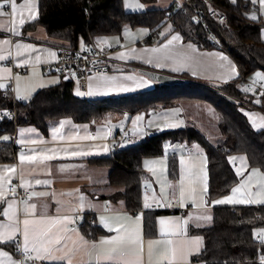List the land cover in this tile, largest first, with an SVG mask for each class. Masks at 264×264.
Wrapping results in <instances>:
<instances>
[{
	"label": "crops",
	"instance_id": "1",
	"mask_svg": "<svg viewBox=\"0 0 264 264\" xmlns=\"http://www.w3.org/2000/svg\"><path fill=\"white\" fill-rule=\"evenodd\" d=\"M173 1L155 0L149 8L147 4H142V8L134 10L126 8V10L133 13L147 9L162 10L170 7ZM3 2L4 0H0V3ZM29 3L35 5L32 14L37 18L39 0H29ZM16 4L18 14L15 16L10 6L0 9V12L4 13L0 15V56L6 57L0 60V85H4L1 90L10 88L15 99L24 102L40 89L57 85L64 80L63 75L55 72L54 69H46L47 65L56 62L59 58L60 46L63 42L50 37L46 28L41 25L34 29L25 28L24 26L33 20L28 19L27 7L20 9V6L25 4V0H16ZM247 13L249 17L255 15L260 20L261 38L264 41V5H260L257 0ZM21 18L25 21L23 25L19 23ZM162 26L157 32L161 38L158 39L157 35H154L155 39L152 42L146 41L154 33L149 27L130 25H125L123 34L119 36L99 37L100 44H97V40L94 39V43L100 49L116 45H121L122 48L110 54L108 74H88L85 90H82L78 81V84L74 83L75 94L87 99L137 95L164 83L150 76L147 72L149 70L171 75L186 73L197 80L217 85L227 83L239 75V67L227 50L209 47L192 39L187 40L173 28L166 33H161ZM13 28L16 31H12ZM174 36L178 39L173 40ZM169 41L172 43L169 44ZM83 46L84 44L80 48ZM153 49H159V51H153ZM52 53H55V56L51 55ZM255 74L258 78L256 80H263L262 76L258 77L256 72ZM119 86L129 90L120 91ZM21 96H26L27 99H20ZM190 105H200L199 109L204 110V117L215 122L218 127V115L211 104L205 101H183L176 106L151 111L150 115L141 111L138 117L142 119L139 120L138 117L133 119L137 115L129 112L116 113L98 122H77L71 117H63L50 123L47 133L34 125L18 126L12 137L9 133H4L2 139L4 137L12 139L13 145L17 148L13 160L0 162V192L4 193L0 197V235H7L13 227L17 228L18 231L11 242H14L20 251L0 247V253L7 254L0 255V264H21V262L68 264V259L71 260V264H96L95 257L114 246L102 244L101 241L115 237H125L126 240L130 238L136 241L133 244L125 243L120 247L123 259L129 264H141V262L142 264H205L203 261L193 260V256L201 252L203 240L191 229L204 227L193 220V215L198 214L193 212L212 211L213 207L217 206L264 204L256 202L264 200V195H258L261 190L258 191L256 183L247 178L250 170L255 167L249 166L245 154L229 155V161L239 177V182L227 195L213 199V203L212 200L205 202L207 198L205 188L208 190L209 176L207 157L201 150L199 152L194 149L184 150L181 154L171 150L170 153L177 155L179 160V176L175 181L168 176V156H160V160L144 158L143 164L146 167L147 177L152 176L148 173L149 170L154 171L157 184L155 183L154 189L147 185L145 188L143 186V192L147 190L148 193H143L142 208L135 212L126 210L122 200L113 201L108 198L118 189L108 183L110 169L90 161V158L110 156L114 152L112 140L121 131H129L135 141H140L159 131L186 127L190 124L191 117L199 121L195 113L186 114L187 106ZM202 105H206L207 109L201 107ZM241 110L255 129H264V98L253 97L252 101L247 102ZM21 156L30 159L22 161ZM231 157L246 159L233 161ZM151 161L158 164V170L153 168L154 164ZM237 169L243 174H238ZM159 178L164 179V182ZM37 181L41 183L37 184ZM44 181L48 183H43ZM12 183L29 194L18 198L8 190V186ZM242 185L241 193L234 195L233 189ZM164 188L174 189L175 198L172 201L159 198ZM182 189L183 196H181ZM33 193L47 195H33ZM254 193L257 194L256 197ZM228 197L253 202L215 203ZM155 202L166 206L169 204L174 209L170 207L157 210L168 212L157 215L156 232L153 235H147L144 226L145 213L157 209L158 205ZM9 203L13 205L11 209L8 208ZM32 205H35L34 209ZM146 205L149 206L146 207ZM5 211L9 213L8 216L3 214ZM89 216L93 218L94 224L101 231L95 237L87 235L81 227L82 222H85ZM65 217L69 219L65 220ZM102 217L105 218L104 221L101 220ZM24 220L34 222L29 225L27 253L22 251ZM57 220L59 223L53 224V221ZM162 220L165 221L163 225ZM121 225L123 226L121 231L113 230ZM48 228H51L49 237L52 243H47L49 237H46L43 241L36 243L35 247L40 248L41 244H44L55 256H66L67 259H31L37 256V252L33 250L34 237ZM57 239H60L58 244L55 243ZM168 241L172 243L169 244ZM197 248L199 251H196ZM173 249L176 250L178 257L175 261L171 259ZM150 251L151 259H149ZM181 255H186L187 258L180 259ZM165 256L168 260L164 259ZM101 264H113V262L101 261Z\"/></svg>",
	"mask_w": 264,
	"mask_h": 264
},
{
	"label": "trees",
	"instance_id": "2",
	"mask_svg": "<svg viewBox=\"0 0 264 264\" xmlns=\"http://www.w3.org/2000/svg\"><path fill=\"white\" fill-rule=\"evenodd\" d=\"M215 1L229 13L226 22L210 24L239 67L240 73L235 79L217 85L182 73L175 76L183 81L164 82L137 95L95 99L75 94L73 80H63L57 85L42 88L24 102L14 101L10 88L0 90V112L7 109L17 111L15 120L0 117V162L13 160L17 148L12 139L5 140L2 136L9 133L12 137L21 125H34L47 133L50 123L63 117H71L77 122H98L108 118L109 113H150L183 101L197 100L207 101L215 108L219 137L212 141L192 124L150 134L136 143L124 145L108 157L90 158L92 163L110 169L108 183L118 189L108 198L122 200L128 211L141 210L143 179L147 175L143 159L164 155L166 147H171L175 142H187L191 146L198 144L203 149L209 176L208 201L227 195L239 182L229 161L231 154H245L249 166L261 169L264 174V129H255L241 110L256 97L246 88L247 78L259 68L264 71L261 23L245 15L253 5L249 0H236L235 4L232 0ZM194 2L201 4L205 10V5L199 0ZM194 14L191 7L174 10L173 4L162 10L148 9L133 13L124 8V0H39L38 17L24 27L34 29L41 25L50 37L62 41V44L80 48L90 39L121 35L127 24L149 27L156 36L161 26L170 21L173 30L179 31L185 39L206 45L203 30L194 20ZM157 38L161 37L157 35ZM154 39L149 36L146 41L152 42ZM168 158V176L175 181L179 176V160L175 154H170ZM161 212L168 211L145 213L147 235L155 234L156 217ZM81 227L93 237L101 232L94 222H86ZM259 228H264V204L213 207L212 223L192 228V232L203 240L202 250L198 256H193V260L205 264H264L260 259L264 256V242L256 232ZM0 247L17 250L14 242L0 241Z\"/></svg>",
	"mask_w": 264,
	"mask_h": 264
},
{
	"label": "built area",
	"instance_id": "3",
	"mask_svg": "<svg viewBox=\"0 0 264 264\" xmlns=\"http://www.w3.org/2000/svg\"><path fill=\"white\" fill-rule=\"evenodd\" d=\"M199 3L205 5V10L202 9L201 4L197 5L194 0H174L172 4L174 10H183L185 7L193 8L195 13L194 20L203 30L206 45L226 50V45L212 29L210 22H217L218 24L219 22H226L229 16L228 11L215 0H199ZM4 7L7 8L9 6L5 4ZM154 35L155 33H152L150 36L154 37ZM121 48V45H116L100 49L97 44L94 43L93 39L87 41L82 48H73L70 45L62 44L60 46L59 58L56 62L47 65L46 69L52 68L55 72L63 76H69L70 80L78 81L82 90H85L87 87V75L90 73L98 75L108 74L110 72L109 61H111L109 56L113 51ZM246 88L249 93L252 92L258 98L264 95V83L254 79L252 76L247 78ZM13 100H16L14 95ZM0 117L12 118L15 120L17 118V111L16 109L3 110L0 112ZM134 140V136L129 131L119 132L112 140L114 151ZM8 190L18 198H22L29 194V192L22 191L15 183L10 184ZM86 222L92 224L93 218L89 217ZM86 222H82L81 226L85 225ZM21 259H23L22 255Z\"/></svg>",
	"mask_w": 264,
	"mask_h": 264
},
{
	"label": "snow or ice",
	"instance_id": "4",
	"mask_svg": "<svg viewBox=\"0 0 264 264\" xmlns=\"http://www.w3.org/2000/svg\"><path fill=\"white\" fill-rule=\"evenodd\" d=\"M250 2L252 3H256L257 0H250ZM232 3H236V0H232ZM258 3L260 5H264V0H258ZM5 4H7L8 6H10L11 8V11L13 13V15H17L18 14V6L16 4V0H4L3 3H0V9H2ZM128 7H135V8H142V5H139V4H133V3H129L127 5ZM27 7L28 10H29V17L28 19L29 20H34L36 18L35 15L32 14V10L34 9L35 5L33 3H29V0H25V4L24 5H21L20 6V9H23ZM22 15V13H20ZM0 15H4L3 12H0ZM252 19H257V17L255 15H253L251 17ZM19 23L21 25H23L25 23L24 19L21 18ZM12 31H16L15 28L12 29ZM17 35H19V33L17 32ZM178 39V37H173V40H176ZM5 43H7V41H5ZM172 41H169V44H171ZM17 47H19V45H17ZM165 47H167V45H165ZM153 51H159V49H153ZM51 55L55 56V53H52ZM3 59H6L5 56H0V60H3ZM37 59H39V57H37ZM157 66H160V65H157ZM233 71H235V69H233ZM258 77L260 76V74H257ZM138 86H141V85H138ZM4 87V85H0V88ZM118 90L120 91H128L129 89H127L126 87H123V86H119L118 87ZM82 95V94H81ZM20 99H27L26 96H21ZM138 120L139 119H142L141 117H138L137 118ZM259 127V125H258ZM5 140L9 139L8 137H4ZM25 159H30V158H26L24 156H21V160H25ZM230 159H232L233 161H235L236 159H241V160H244L246 158H237V157H231ZM63 171V169H61ZM14 171V169H13ZM237 172L238 174H243L239 169H237ZM256 174V170H253V173L252 175H255ZM249 180H251V176L249 177ZM37 184L41 183V181H37L36 182ZM43 183H48L47 181H44ZM243 185L241 187H238L236 189H233V194H237V193H241V189H242ZM261 193H258V195H264V184H261ZM205 191H207V189L205 188ZM4 195V193L0 192V197H2ZM33 195H47L46 193H33ZM181 196H183V189L181 190ZM253 201L252 200H234L232 197H228L224 200H218V201H215L216 204H225V203H239V204H246V203H252ZM258 203H264V200H259V201H256ZM149 206V205H146V207ZM13 205L11 203L8 204V208H12ZM33 209L35 208V205H32L31 206ZM5 216H8L9 213L7 211H5L3 213ZM65 220H68L69 218L68 217H65L64 218ZM139 219V217H138ZM206 219H211L210 217H206ZM102 221L105 220V218H101ZM34 222L32 221H29V220H24L23 221V225H24V228H23V236H24V248H23V252L27 253L29 251V225L32 224ZM55 223H59V221H53V224ZM185 223H187V221H185ZM161 224H165V221H161ZM123 229V226L121 225L119 228H116V229H113L117 232L121 231ZM163 230V229H162ZM16 231H18L17 228L13 227L12 231L7 234V235H0V240L2 241H8V242H11L13 241V237L15 236V233ZM51 231V228H48V229H45V230H42L39 232V234L37 236L34 237V241H33V244H34V247H33V250L37 252V256L36 257H32L31 259L32 260H37V259H40V260H43V259H51V260H65L67 259L66 256H55L54 254H52L51 250L44 246V244H41V247L40 248H36L35 247V244L36 243H39L41 241L44 240V238L46 237H49V232ZM258 238L261 240V242H264V230H261L259 233H258ZM136 241H133L131 240L130 238H128L127 240L125 239V237H115V238H111V239H108V240H103L101 241L102 244H109V245H114L110 250L102 253V254H99L95 257V260H96V264H101V261H110V262H113V264H129L128 261L124 260L123 259V253L120 251V247L122 245H124L125 243L127 244H133L135 243ZM47 243H52V240L51 238L49 237L48 240H47ZM55 243H60V239H57L55 241ZM169 244H171L172 242L171 241H168ZM93 247H96L95 245H93ZM18 251H20V249H17ZM141 251H142V248H141ZM196 251H199V249L197 248ZM43 252L44 254L41 255L40 253ZM0 255H7L6 253H0ZM177 252L175 249L172 250V256H171V259L173 261H175L177 259ZM180 259H186V255H181L179 257ZM149 259H151V251L149 252ZM165 260H168V257L165 256L164 257ZM261 261L264 262V256H261ZM21 264H26V262H21ZM68 264H71V260L68 259ZM142 264V262H141Z\"/></svg>",
	"mask_w": 264,
	"mask_h": 264
},
{
	"label": "rangeland",
	"instance_id": "5",
	"mask_svg": "<svg viewBox=\"0 0 264 264\" xmlns=\"http://www.w3.org/2000/svg\"><path fill=\"white\" fill-rule=\"evenodd\" d=\"M155 0H147V1H144V0H125V2H124V8L126 9V8H131V9H138V8H135V7H128L127 5L131 2V3H133V4H144V5H146L147 4V8H149V6L151 5V4H153V2H154ZM125 5H126V7H125ZM148 10V9H147ZM177 10V9H176ZM247 12H245V15L247 16ZM126 26H129V25H126ZM143 28H146L145 26H143ZM171 28H173L172 27V24L170 23V21L169 22H167L165 25H163L162 26V29H161V33H166L167 32V30L169 31ZM123 32H124V30L122 31V33L121 34H123ZM112 35V34H111ZM113 35H116V36H119V34H113ZM99 38V37H98ZM98 38H96V40H97V44H100V42L98 41ZM257 74H260V76H262V79L263 80H260V81H262L263 83H264V73H263V70H261L260 68L259 69H257L256 71H255ZM255 72L251 75L254 79H258V78H256V74H255ZM261 78V77H260ZM74 83H76V84H78V82L77 81H74ZM211 87H213V86H211ZM12 98H13V94H12ZM192 101V100H191ZM193 101H197V100H193ZM205 102H207V101H205ZM209 103V102H208ZM207 103V104H208ZM210 104V103H209ZM200 106V105H199ZM199 106H195V105H190V106H187V111H186V114L187 113H195V116H196V118L199 120V121H197L195 118H193V117H191L190 119H191V121L189 122L190 124H195V126H197V128L198 129H200L201 131H203L208 137H209V139H211V140H215V139H217V136H218V133H219V129H218V127H217V125H216V123L215 122H213V121H209V120H207L205 117H204V115H203V113H204V110H202V109H199ZM210 106V105H209ZM201 107H204V109H207V107H206V105H202ZM212 107V106H211ZM145 113L147 114V115H150V113H148V112H146L145 111ZM116 113H109L106 117H112V116H114ZM137 116H135L133 119H135L136 117H138L139 116V114H141V112H137V113H135ZM188 117V116H187ZM189 124V125H190ZM123 125H124V123H123ZM188 125V126H189ZM219 137V136H218ZM136 142H138V141H131L130 142V144H133V143H136ZM190 147H194L193 149L194 150H198L197 152H199L200 150L204 153V151H203V149L201 148V146L200 145H198V144H194L193 146H191V145H188L187 144V142H183V143H181V145L179 146V147H177V148H172V147H166V149H165V151H164V155H162V156H169L170 154H172V153H170L171 152V150L173 151V152H178L179 154H181V152L182 151H191V148ZM177 154V153H176ZM159 157L160 156H158V157H149V158H157V159H150V160H160L159 159ZM148 158V157H147ZM147 158H145V159H147ZM148 158V159H149ZM144 160V159H143ZM151 162H153V164H154V166H153V168L154 169H156V170H158V164L157 163H155L154 161H151ZM143 167H144V169L146 170V167L144 166V164H143ZM253 170H256V174L255 175H250V174H252L253 173ZM148 173L149 174H152V176L151 175H149L148 177H147V175H146V177L143 179V186H144V188H145V185H147V186H149V188L151 187V188H153L154 189V187H155V181H157L156 180V176H155V174H154V171H148ZM250 174L248 175V177L247 178H249L250 176H251V181L252 182H254V183H256V186H257V188H258V191L259 190H261V184H264V174H263V172L261 171V169H259V168H257V167H255V168H253V169H251L250 170ZM159 180L160 181H162V182H164V179H161V178H159ZM167 180V179H166ZM157 184V183H156ZM159 187V186H158ZM160 188V187H159ZM144 194H146V193H148V191L146 190H144V192H143ZM256 193H254V196L256 197ZM170 196L172 197V198H170ZM159 198H163L165 201H172V199L173 198H175V192H174V189L173 188H164V191H163V194H161L160 195V197ZM215 200V199H214ZM214 200H212L211 202L213 203L214 202ZM205 202H207V198H205ZM156 203V202H155ZM158 206H157V209H156V206H155V209L156 210H164L165 208L166 209H169L170 207V209H174L173 208V206H170L169 204H168V206H166L165 204H163V203H160V202H158V203H156ZM155 204V205H156ZM227 205V204H226ZM252 205V204H251ZM244 206V205H243ZM168 207V208H167ZM198 213V214H194V213ZM164 214V212H161L160 214ZM193 220L194 221H196L197 222V224L198 225H200V226H208V225H210L211 223H212V211H208V210H203V211H194L193 212ZM185 216H186V218H187V213H185L184 214ZM206 217H210L211 219H206ZM192 230V229H191ZM261 230H264V228H259V229H257V234L261 231Z\"/></svg>",
	"mask_w": 264,
	"mask_h": 264
},
{
	"label": "water",
	"instance_id": "6",
	"mask_svg": "<svg viewBox=\"0 0 264 264\" xmlns=\"http://www.w3.org/2000/svg\"><path fill=\"white\" fill-rule=\"evenodd\" d=\"M150 76H152L154 79L159 80L161 82H169V83H173V82H179V81H183L180 77H177L175 75H171V74H166L163 72H158V71H147ZM65 81H69L70 78L69 76H63ZM181 145L180 142H175L171 145L172 148H177Z\"/></svg>",
	"mask_w": 264,
	"mask_h": 264
},
{
	"label": "bare ground",
	"instance_id": "7",
	"mask_svg": "<svg viewBox=\"0 0 264 264\" xmlns=\"http://www.w3.org/2000/svg\"><path fill=\"white\" fill-rule=\"evenodd\" d=\"M202 249V248H201ZM199 255V254H198ZM198 255H196V256H198ZM207 264V263H206Z\"/></svg>",
	"mask_w": 264,
	"mask_h": 264
}]
</instances>
